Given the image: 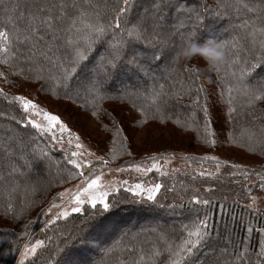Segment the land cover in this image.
I'll list each match as a JSON object with an SVG mask.
<instances>
[{
  "label": "trees",
  "instance_id": "16d2710c",
  "mask_svg": "<svg viewBox=\"0 0 264 264\" xmlns=\"http://www.w3.org/2000/svg\"><path fill=\"white\" fill-rule=\"evenodd\" d=\"M195 1L197 2V0H160L161 7L156 9L151 6L148 10L147 18L152 16L155 20L158 19L159 22V19L163 17V22L171 23L177 28V25L171 19L173 14H175V10L182 9L187 4L195 3ZM59 3L60 0H3V4L0 5V31H7L9 33V43L15 47V51L19 54L15 52L14 56L21 57L20 54H25L26 47L24 48L23 44L18 40L24 39L26 35L25 29L29 24L30 16L35 13L41 18L51 16L55 20V17L60 15V11L58 6L53 8L52 5H59ZM17 4L19 7L13 10ZM151 4L154 5V2ZM245 4H247L248 7H244ZM80 5L81 8L88 12L95 8L97 10L100 9L98 10L102 11V13H99L100 20L106 24L114 17V13L111 9L116 6V0H95V2L91 1L90 4L85 3V0H80ZM224 6L226 12V16L224 17L210 12L207 9L208 6L205 0H198V8L195 13L189 11L187 14H180L182 18L186 19V25H190L193 28L195 38L201 42L209 38L217 42L222 38L219 40L220 42L217 43L225 46L223 47L226 52L225 61L230 58H247L249 55L248 49L254 47L252 44V31H256L257 40L261 38V36L259 37V30L263 29L262 24H264V0H225ZM23 11H28V15H24L25 13ZM66 12L69 17H76L79 14L78 10L71 7L67 8ZM192 14L195 15L192 16ZM90 19L95 20V17L92 16ZM68 25V19H65L63 22L55 21V27L60 29L59 31L63 30L64 32V29H66ZM77 26L79 27L80 25L78 24ZM128 27H132L130 23ZM228 28H230V30H228ZM226 29L228 30L227 36ZM59 31L48 30L41 25L36 35L29 39V41H34L37 38V45L39 46V48L37 47L38 57L42 55L41 49L43 47L45 48H43V58L45 60L42 65L38 63L37 65H41L42 67H40V70L46 73V77L42 74L43 78L51 80V82L53 81L55 84L62 83L61 79L63 74L60 64L67 66L68 61L72 57V46L67 43V39L69 36L75 38L73 33H69L68 31L66 36L62 38ZM48 33L52 34L53 37ZM14 34L16 37L15 41H13ZM57 35L61 38L58 39ZM183 35L186 38L182 41H178V49L186 40L192 39L185 33H183ZM41 36L43 39H40ZM150 38L152 37L147 36V39H142L125 46L126 48L132 47V49L140 55L134 64L130 65L126 63L129 50L126 48L123 49L118 66L115 70L110 71L111 78L107 81V95L113 98L101 100L88 92L85 93L84 101H86L85 105L87 109H89V112H97L102 108V104L105 102H117L119 100L131 101L137 105H143L141 108L153 112L151 115L155 117L156 115H160V117L164 118L166 114L167 116L172 114L169 111L182 108V105L179 103H176V105L172 102L177 92L176 90H178L179 87L183 88V80L179 79L177 81L176 73L178 71L175 72L174 70V67L177 68L178 62L181 61L180 58L171 56L175 58V60L172 64H168V70H170L172 78L167 83H157L156 86L151 88V86L147 85L149 80L145 76V73L141 72V67L139 66L140 62L153 72H157V67L164 63V59L159 55L161 52H159L156 47L146 43L153 39ZM64 42L67 45L64 46ZM107 43H115L112 38V33H109L102 41L98 42L93 47L92 51L89 53V59L82 62L77 69L76 75H80V78L86 75L92 77V73L99 75V73H97L99 72V70L97 71V65L100 63V56L103 54L108 56L111 53L109 46L105 47ZM255 47L257 49V54H259L258 44ZM13 51L14 50H12V52ZM50 54L51 56H49ZM28 56L27 54V57ZM31 58L33 59L34 57ZM30 62L31 60H28L26 63L28 64ZM235 67L236 66L230 70L234 71ZM93 68L96 69V72L92 71ZM138 79L144 83V88L141 91L142 93L140 92L141 95L136 93L125 94L117 91L121 83H137ZM261 80H264V68L257 70L250 82L256 83ZM151 81L153 82V78ZM194 84H196V81ZM161 86H163V93H166V95L160 94L157 96L156 94L161 92ZM200 86L201 85H199V87ZM203 91L206 92L204 88L202 93ZM62 93L65 94L64 92ZM232 96L234 99L230 105L228 104L229 112L226 117L224 116L228 125L226 129L229 139L228 144L235 143L239 149H246L249 154L258 155L259 158L264 160V145L259 143L261 139H264V132L261 131V129L264 128V101L257 102L253 107H247L246 101L242 96L238 94H233ZM1 100L4 104L5 101L8 102V106H4V108L7 110V114L11 116L12 123L6 125L5 122L1 120L0 124L4 123L2 126L3 130L0 129V143L3 144V138L8 140L12 139L15 133L24 139V149H20L19 152L24 151L25 154L29 155V151H36L37 148V152L42 154L41 160L44 163H49V161L51 162L53 159L57 160V158H62L58 167L50 172L54 176L53 179L57 177L63 179L69 176V171H77L72 165L67 163V160L62 157V155L56 153L52 143L46 139L44 135L39 134L36 130L34 131L33 128L21 124L18 116H20L23 111L19 106H16V102L4 98H1ZM206 103H209L208 119L212 123L213 115L215 117L216 114L215 112L212 113L213 106H210V101L207 100L205 104ZM205 104L202 103L199 105ZM158 107L160 111L157 113ZM232 108H235L236 111L232 112L230 115V109ZM184 113L188 115L187 117L185 116L183 121L186 122L184 124L185 128L189 129L194 134L204 135L206 132L204 126L205 116L201 107L192 110L187 108ZM173 121L175 120L171 122ZM104 125L109 127H104L106 129L104 130L105 132L110 136L116 137L121 144L125 142L123 139L125 137L124 134L121 133L119 138L116 136V131L119 129L116 118L105 116ZM8 126L10 129H6ZM212 130L215 129L212 128ZM180 132L183 134L190 133L184 131ZM30 135L36 138V141L33 140L34 138L31 141L33 149L29 148L26 144ZM4 146L8 147L6 144ZM16 152H18V150ZM15 154L16 155L12 157V162L19 163L20 155L19 153ZM137 157L138 155L132 158ZM1 160L2 157L0 153V163ZM27 177V174L21 178L16 176L15 179H17L18 182L15 181L13 183L14 185L8 187L7 190L5 188V193L3 194H1L3 189L2 186H0V216L1 214L3 215L1 217L8 215L5 217H10L9 222H16L13 226H10L13 231H4L0 229V249L4 247L7 248V245H10L11 248L21 246L20 243L24 238L23 232L29 230V228L28 230L25 228L23 220L29 217V210L34 207L36 201L30 203L32 199L29 198L30 196L27 192L21 195L19 193L20 179ZM211 180L214 186L211 187V190L205 192L209 194V198L207 199L210 201L209 205L198 204L197 207H195L193 203L191 204V198L188 196L190 189L184 190V187L182 188L178 185H174L172 188L171 186L165 185L167 187L164 186L160 193H162V196L166 198V200L157 199L156 202L139 200L134 197L132 193L126 191L123 192L122 195H119V193L113 194L112 198L110 197V204L114 206L112 200H117L118 203H121L119 204V208L115 209L112 206V209L109 208L107 211L102 210V212H99L98 217L95 216L88 220L84 219L87 215L83 213L77 216L78 220H72L71 223H67L69 224L68 227L62 225L49 228L46 232L50 235L47 236L45 247H43L40 252H37V260L28 261L26 264H71V262H73L72 260H75L74 262L77 264H92L90 259L95 255V251L90 250L89 247L95 245L96 242H101V237H104L105 242H109L112 237L116 236L118 231L121 232L129 228L141 227L157 221L161 223L159 227L154 230L152 229L151 232H148L146 235H137L133 239L129 237L115 241L109 251V254H112L110 259L113 257L118 258L120 255L122 257L126 254L139 252L140 248H145L144 251L146 252H148V249L149 252L159 250L162 253H166L168 252L166 250L167 242L176 241V239L187 234L182 228L183 225L191 226L198 219H203L206 215L210 217L209 235L203 240L198 249L194 250V255L191 257L189 264H256L257 259H260L261 264H264V257H258L257 255L261 247L264 246V231H261L264 229V210L250 211V209L244 207L241 202L242 199L252 195L254 190L259 188L260 181L248 187L245 186L246 181L241 180V178L235 175L233 177L222 175V177L219 178H210V182ZM237 181L240 182L241 186L236 184ZM193 184L195 187L198 185L196 181H194ZM183 185L184 184H182V186ZM207 185L209 186V184ZM169 189L170 191H168ZM190 205H192V207ZM99 209L100 208H97L95 210L97 211ZM109 211H111V214ZM173 220L181 221H179L180 223H171ZM101 226L107 229L105 234L101 231ZM249 227L253 229L252 232L248 231ZM61 235H63V237L60 243L56 244ZM87 237H89V240ZM93 238L94 240H92ZM55 245L56 247L54 249L53 246ZM48 246H50L51 249L48 248ZM52 249L54 250V256H49L50 250ZM163 257L164 255L161 254L158 258L160 263L164 260ZM100 264H102V262Z\"/></svg>",
  "mask_w": 264,
  "mask_h": 264
},
{
  "label": "rangeland",
  "instance_id": "374dc122",
  "mask_svg": "<svg viewBox=\"0 0 264 264\" xmlns=\"http://www.w3.org/2000/svg\"><path fill=\"white\" fill-rule=\"evenodd\" d=\"M91 1L95 2V0ZM205 1L207 2V9L210 12L216 13L221 17L226 16L224 6L225 0ZM151 3H153V0H135L133 4L134 9H131L132 11L129 13L128 18L132 26L143 17L147 26L146 36L153 38H150L152 40L147 41L146 43L156 47L158 51L161 52L159 55L164 59V63L157 67V72H153L139 60L141 72H144L149 80L147 85L152 88L156 86L157 83H167L172 78V74L170 70H168V64H172L175 60V58L172 57H175V53L178 50V41H182L186 38L183 33L189 35L190 38H195L193 28L190 25H186V19L182 18L180 13L187 14L189 11L195 13L198 8V0L193 4H187L182 9L175 10V14H173L171 19L175 22L177 28L171 23L163 22L164 20L162 17L159 19L160 21L158 22V27L155 33H153V28L151 27L155 19L152 16L147 18L149 8L151 6L155 7ZM14 9H16V7H14ZM98 10L96 8L92 9L94 13H102V11ZM92 11L89 10V12ZM24 13V15H28V11ZM194 15L195 14H192V16ZM262 25L264 29V24ZM228 30H230V28H228ZM228 30L226 29V36L228 35ZM59 32L61 33L62 38L66 36L67 31L63 32V30H61ZM48 34L53 37L52 34ZM13 36V41H15V34ZM57 38L59 39L61 37L57 35ZM219 40L217 42H220ZM18 41L23 44L24 48L26 47L25 54H20L21 57L14 56L17 51H15V47L12 46L9 41L0 40V90H2L4 94L0 95V122L2 120L6 125L12 123L11 116L7 114V110L4 108V106H8V102L5 101L4 104L1 98L14 101L12 97L15 96H24L34 101L39 108L45 109L53 115L60 117L71 132L80 137L81 143L85 145L87 150L95 152L97 156H103L104 159L109 161L108 166L104 167L102 162L96 160L94 157L88 158L85 156L81 158L91 159L92 166L97 170V174H99V171H103L102 184L105 185L106 190L110 191V196L108 198L109 203L110 197L112 198L113 194L119 193V195H122V193L125 192L120 184L123 180H127L129 184H135L138 182L144 183L146 187L151 186L154 183H161L163 187L168 185L172 188L174 185H178L179 187H184V190L190 189L188 196L191 198V204L193 203L195 207H197L198 204L192 200V197L195 196L202 200L209 198V194H206L205 192L211 190V187L214 186L213 181L211 180L210 182V178H219L222 177V175L233 177V173H235V176L246 181L245 186L251 187L255 182L257 183V181H260L259 175H264V160H262V158H259L258 155L249 154L246 149H239L235 143L228 144L229 139L226 130L228 125L224 116L226 117L229 112L228 104L230 105V103L228 88L233 81L231 76L228 75L232 70H230L225 64H222L218 68L219 71L218 69L210 71L207 68L206 62L197 57L191 62H185L183 60L179 61L177 68L173 66L175 72L178 71L176 73L177 81L179 79L183 80V88L179 87V89L176 90V93H178L179 96L175 95L172 102L175 104L179 103L182 105V108L169 111L172 114L169 116L166 114L164 118H161L160 115H156V117L151 115L153 112L141 108L143 105H137L131 101L124 100L105 102L102 104L100 110L93 113L88 111L89 109H87L85 105L86 101H84V96L86 93L85 88L90 84V81L93 78L98 76L97 74L92 73V77L86 75L83 78H80V75L74 74L73 78L68 82L67 88L63 85V78L61 79V84H55L53 81L46 80L42 76L43 74L46 77V73L40 70L42 63L45 60L43 58L44 47L41 49V57H38L37 47L39 48V46L37 45V38L34 41H29V39H20ZM65 45L67 44L64 42V46ZM106 46L108 47L109 44H105V47ZM5 47L9 49L7 53L3 51V48ZM126 49L129 50L128 58L130 56H135L136 59L140 57L138 52L136 53L132 47ZM12 50L14 51L12 52ZM26 52L30 56H28L29 58L27 57ZM49 56H51V54ZM105 56L110 58L111 53L108 56ZM31 57L34 58L32 59ZM28 60H31V62L27 64L26 62H28ZM37 63L41 65H37ZM98 70L99 72L97 73L100 74L101 70L99 67H97V71ZM152 78L153 82L151 81ZM254 78L257 79L256 77ZM195 81L197 85L194 84ZM107 84L106 89H108ZM199 85L206 90V92L203 91V93L202 91L199 92V104H205L207 100L210 101V106H213L212 113L215 112L216 114L215 117L213 115L212 123L210 124L209 129L206 130L205 134L202 135L203 137L197 133L194 134L192 131L185 128L184 124L186 122H183L185 116H188L184 113L187 108L191 110L197 107L199 108L198 105L194 104V100L197 96L196 89L201 87H199ZM143 88L144 83L138 79L137 83H121L117 91H119V93H136L141 95ZM77 92H79L78 95ZM66 93H70L71 98H69ZM233 94L238 93L233 92L232 95ZM14 102H16V106H19L23 111L19 102ZM206 105L208 106L209 103H206ZM105 116H112L117 119V125L119 129L122 130L121 133L127 138L124 140L125 142L123 144H121L116 137L110 136L104 131L106 130L104 127L109 128L107 125H104ZM18 118L21 124L26 125L28 117L24 112L21 113ZM32 118L42 124L46 123L42 116L33 115ZM172 120L175 121L171 122ZM177 121H179V123H177ZM3 123L0 124L1 130H3ZM28 127L32 128L30 125ZM212 128L215 130H212ZM6 129H10V127L8 126ZM180 131L190 133L183 134ZM209 131L213 133V135H209ZM56 135L57 137H60L61 135L58 130L56 131ZM44 136L52 143L56 153L62 155L66 160L67 153L64 149L76 150L74 143H68V134H63L62 144L52 140L51 134H44ZM33 138L34 136L30 135V137H28V142H25L31 149H33V146H31ZM33 140L36 141V138ZM114 140L118 142L113 143ZM213 140L215 143H210V141ZM23 143L24 139L15 133L12 139L8 140L3 138V144L0 143V153L2 157L0 163V186H2L3 189L1 194L5 193V188L7 190L8 187L14 185L13 183L15 181L18 182V180L15 179L16 176L21 178L27 174V178L20 179L19 193L21 195L22 193L24 194L27 192L30 196L29 198L32 199L30 200V203L32 201H36V203L34 204V207L29 210V217H26V219L23 220L25 228L27 230L29 228V230L23 232L24 238L20 243L21 246L11 248L10 245H7V248L4 247L0 249V264H20V261L22 260L21 253L24 251V246L28 245L30 247L37 239L44 240L45 242L47 236L50 235L46 232L49 228L62 225L68 227L69 224L67 223H71L72 220H78L77 216H80L83 213L87 216L89 213H96L97 215L95 216L98 217L99 212H102L103 210L102 205L97 206V208H100L97 211L92 209L90 205H85V211L82 214L73 213L67 219L61 218L55 225L48 224L47 222L50 220L52 214L47 213V209L51 206L52 202L55 201L57 204L67 206L70 210L71 204L69 203L68 198L66 197L64 200H61L59 198V193L65 192L67 189H72L74 191L76 186L82 183L83 177L69 179V176H67L63 179L58 177L53 179L54 176L50 172L58 167L62 158H57V160L53 159L51 162L49 161V163H44L41 160L42 154L37 152V148L36 151H29V155L25 154L24 151L19 152L20 149H24ZM5 144L8 145V147L4 146ZM122 145H126V151ZM14 149L16 151L18 150V152ZM113 149H116L115 159H112ZM129 152L131 155H128ZM15 153H19L20 155L19 163L12 162V157L16 155ZM136 155H138L137 158H132ZM150 156H156L158 158L162 170L166 171L168 175L160 176L155 170L144 175L142 173H137L130 167L133 164H140L141 167L150 166L152 163V161L148 159ZM191 157H196L197 159H191ZM203 157H216L217 160L220 161V164H217V160L200 159ZM232 164H238L241 168L234 169L231 167ZM117 168H125L127 170L118 172L116 171ZM201 171L211 173L212 175L200 176L199 173ZM245 171L248 173L247 178L243 175ZM257 173H259V175H257ZM85 174H88L87 168H85ZM194 181L197 182V187L194 186ZM182 184L184 185L182 186ZM207 184H209V186ZM236 184L240 185V182L237 181ZM113 186L120 187V191L112 192L111 189ZM168 191H170V189ZM160 192L157 194V199L166 200ZM253 197L255 198V202H253ZM136 198L139 200H146V198ZM112 201L114 202V206L112 204L113 208H119V204L121 203H118L117 200ZM241 202L244 207L250 209V211L264 210V189H261L260 187L255 189L252 195L242 199ZM112 206L110 209H112ZM190 206L192 207V205ZM57 211L59 210L55 208L52 210L53 213H56ZM111 211H109L110 214ZM1 216L3 215L1 214ZM5 216L1 217L3 219L0 218V229L4 231H13L10 226H13L16 222H9L10 217ZM179 221L181 220H173L171 223H177ZM160 224L161 223L157 221L141 227L129 228L121 232L118 231L119 233L117 232L116 236L112 237L109 242H105L104 237H101V242H96L95 245L89 247L90 250L95 251V255L90 259L92 264H100L101 262L102 264H120V261H124L125 264H132L133 260L139 259V252L126 254L122 257L120 255L118 258L113 257L110 259L112 254H109V251L114 242L123 238L131 237L133 239L137 235H146L148 232H151L152 229H157ZM100 228L104 234L107 232L105 227L101 226ZM186 235L176 239L175 242L179 243L181 239L186 237ZM62 237L63 235L58 238L59 240H57L56 244L60 243ZM45 245L46 244L44 243L41 248H38L37 252H40ZM55 247L56 245L53 246L54 249ZM48 248H50V246H48ZM50 251L49 256H54V250L52 249ZM147 251L148 252L144 251V259L140 261L139 264H154V262L155 264H167L169 261V252L162 253L160 251L161 254L164 255V260L160 263L158 258L161 255L156 256L155 251L149 252L148 249ZM33 260H37V253L34 256H29L28 259L24 261V264ZM72 261L71 264L75 263V260Z\"/></svg>",
  "mask_w": 264,
  "mask_h": 264
},
{
  "label": "snow or ice",
  "instance_id": "6c2138e0",
  "mask_svg": "<svg viewBox=\"0 0 264 264\" xmlns=\"http://www.w3.org/2000/svg\"><path fill=\"white\" fill-rule=\"evenodd\" d=\"M135 0H116V6L111 10L114 13V17L108 23H103L100 20V14L98 12H88L81 8L80 0H60L59 5L53 4L52 7H59L60 15L55 17V20L51 16L41 18L37 14H32L30 16L29 24L25 29L26 35L24 39H31L32 36L36 35L39 31V27L43 25L45 29L59 31L55 27V21L63 22L65 19L69 20V25L65 31L73 33V36H69L67 43L72 46V57L68 61L67 66L60 64L62 70L63 85L65 88L68 87V82L73 78V75L77 73V69L80 67L82 62L89 59V53L92 51L93 47L100 41L104 39L109 33H112V38L115 43H109V48L111 51V56L106 57L105 55L100 56V63L98 65L101 70L100 74L90 81V84L85 88V91L91 95H94L97 99H110L113 98L107 95L106 84L108 79H110V71L115 70L118 66V62L121 60L123 49L126 45H130L134 42L140 41L142 39H147V26L144 22L143 17H141L132 27H128L130 21L128 19V13L131 11ZM156 9L161 7L160 0H153ZM85 3H91V0H85ZM3 4V0H0V5ZM167 6V5H164ZM16 8L19 7L17 4ZM73 8L78 10L79 14L76 17H69L66 9ZM244 7H248L247 4ZM15 10V9H13ZM94 16L93 21L90 17ZM80 25L79 27L77 25ZM123 25V26H122ZM153 28V33H155L158 27V19L154 20L151 25ZM259 40L256 39V31L253 30L251 35L253 37L252 44L253 48L248 49V57H241L239 59H229L223 64H226L230 69L235 67L234 71L228 73L231 76L233 83L228 88L229 103H232L234 97L233 92L238 93L246 101L247 107H253L257 102L264 101V80L257 81L256 83H251V78L257 70L264 68V29H260ZM40 39H43L41 36ZM55 39V37H54ZM0 40L9 41V33L7 31H0ZM258 44L259 54H257L256 45ZM222 47H225L222 45ZM3 51L7 53L9 49L7 47L3 48ZM238 55V54H237ZM231 56V54H230ZM126 63L134 64L136 63V57L130 56ZM96 72V69H92ZM219 71V69H218ZM102 77V78H101ZM59 82V80H58ZM203 88H197V96L194 100V104L201 107L205 116V129H209L211 121L208 119L209 110L208 106L199 105V92ZM79 92H77V95ZM165 94L163 93V86H161V92L156 95ZM0 95H4L2 90H0ZM69 98H71L70 93H66ZM175 95L179 96L178 93ZM7 98V97H5ZM14 101L19 102L23 108V112L27 115V121L25 126H31L33 129L41 135L51 134V139L59 143H63V134H68V143L73 144L76 150L64 149L67 153V163L72 165L75 170L69 171V179H76L77 177H83V181L80 185L76 186L75 190L67 189L65 192L59 193V198L64 200L68 198L71 204L70 210L67 206H62L57 204L55 201L52 202L51 206L47 209V213L52 214L48 224L55 225L61 218L67 219L73 213L82 214L85 211V205H90L92 209H96L98 205L103 206V210L107 211L112 205L109 203L110 191L105 189V185L102 184L103 171H99L92 166L91 159H81L82 157L92 158L102 162L104 167L108 166L109 161L104 159L103 156H97L95 152L86 149L85 145L81 143L80 137L71 132L68 126L60 119V117L53 115L45 109L39 108V106L32 100L24 96L12 97ZM160 108H157V112ZM235 108L230 109V115L235 112ZM42 116L46 123L42 124L32 116ZM163 118V117H161ZM179 123V121H177ZM61 134L57 137L56 131ZM121 129H117L116 136L119 138L121 135ZM264 132V128L261 129ZM209 135H213L209 131ZM124 140L127 138L124 137ZM118 141L114 140L113 143ZM214 144L215 141H210ZM261 145H264V139L259 141ZM126 149V145H122ZM128 155H131L129 152ZM116 158V149H113L112 159ZM152 163L150 166L141 167L140 164H133L130 167L133 168L137 173H142L147 175L155 170L160 176H166L168 173L162 170L161 164L158 162L156 156L148 157ZM191 159H197L196 157H191ZM200 159H211L217 160L216 157H203ZM217 164L220 161L217 160ZM232 168L240 169L241 166L238 164H232ZM85 168H87L88 174H85ZM125 168H117L116 171L123 172L126 171ZM200 176L212 175L211 173H205L201 171ZM235 175V173H233ZM245 178H247L248 173L245 171L243 173ZM259 175V173H257ZM260 184L259 187L264 189V175H259ZM121 187L124 191L132 193L134 197L146 198L147 201L156 202L157 194L161 191L163 185L161 183H154L151 186H145L144 183L129 184L127 180L120 182ZM112 192H119L120 187L113 186ZM253 202L255 198L253 197ZM197 204L209 205L210 201L207 199H200L198 197H192ZM53 208L58 209L56 213H53ZM96 213H90L89 216L84 217L85 220L92 219ZM209 219L207 215L203 219H198L191 226L183 225V230L187 233L186 237L181 239L179 243L175 241L167 242V251L170 253V258L167 264H189L191 257L194 255V250L202 244L203 240L209 235ZM252 228L249 227L248 231L252 232ZM261 231H264L262 229ZM27 234V233H25ZM44 240L37 239L34 244L30 247L28 245L24 246V251L21 253L22 260L20 264H24V261L28 259L29 256H34L37 253V249L44 245ZM144 249H139V259L133 260L132 264H139L140 261L144 259ZM155 255H161L159 250L155 251ZM258 257H264V246L261 247L260 252L257 254ZM120 264H125L124 261H120ZM155 264V262H154ZM256 264H261L260 259H257Z\"/></svg>",
  "mask_w": 264,
  "mask_h": 264
},
{
  "label": "clouds",
  "instance_id": "9594fccd",
  "mask_svg": "<svg viewBox=\"0 0 264 264\" xmlns=\"http://www.w3.org/2000/svg\"><path fill=\"white\" fill-rule=\"evenodd\" d=\"M175 56L185 62H191L199 57L206 62L210 71L217 70L226 60V52L222 45L210 38L203 42L196 38L186 40Z\"/></svg>",
  "mask_w": 264,
  "mask_h": 264
},
{
  "label": "bare ground",
  "instance_id": "6f19581e",
  "mask_svg": "<svg viewBox=\"0 0 264 264\" xmlns=\"http://www.w3.org/2000/svg\"><path fill=\"white\" fill-rule=\"evenodd\" d=\"M89 237H91V236H89ZM89 237H87V239H88ZM85 240H86V239H85ZM88 240H89V239H88ZM92 240H94V238H93Z\"/></svg>",
  "mask_w": 264,
  "mask_h": 264
}]
</instances>
